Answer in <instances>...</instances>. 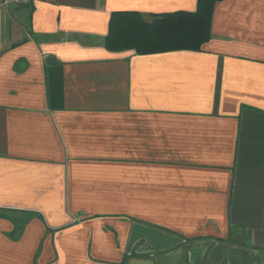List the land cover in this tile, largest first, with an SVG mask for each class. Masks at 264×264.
Returning <instances> with one entry per match:
<instances>
[{
  "label": "crops",
  "instance_id": "1",
  "mask_svg": "<svg viewBox=\"0 0 264 264\" xmlns=\"http://www.w3.org/2000/svg\"><path fill=\"white\" fill-rule=\"evenodd\" d=\"M0 0V264H264V0L201 50H110L114 12Z\"/></svg>",
  "mask_w": 264,
  "mask_h": 264
},
{
  "label": "trees",
  "instance_id": "2",
  "mask_svg": "<svg viewBox=\"0 0 264 264\" xmlns=\"http://www.w3.org/2000/svg\"><path fill=\"white\" fill-rule=\"evenodd\" d=\"M219 1L198 0L195 11L163 13L150 23L137 12H114L105 46L116 51L132 49L138 54L201 50L211 37L214 8Z\"/></svg>",
  "mask_w": 264,
  "mask_h": 264
},
{
  "label": "built area",
  "instance_id": "3",
  "mask_svg": "<svg viewBox=\"0 0 264 264\" xmlns=\"http://www.w3.org/2000/svg\"><path fill=\"white\" fill-rule=\"evenodd\" d=\"M18 3H28L30 0H15Z\"/></svg>",
  "mask_w": 264,
  "mask_h": 264
}]
</instances>
